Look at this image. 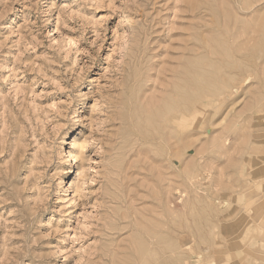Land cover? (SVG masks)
I'll return each instance as SVG.
<instances>
[{"label": "rangeland", "instance_id": "1", "mask_svg": "<svg viewBox=\"0 0 264 264\" xmlns=\"http://www.w3.org/2000/svg\"><path fill=\"white\" fill-rule=\"evenodd\" d=\"M0 264H264V0H0Z\"/></svg>", "mask_w": 264, "mask_h": 264}, {"label": "bare ground", "instance_id": "2", "mask_svg": "<svg viewBox=\"0 0 264 264\" xmlns=\"http://www.w3.org/2000/svg\"><path fill=\"white\" fill-rule=\"evenodd\" d=\"M170 118L172 119V117H170ZM174 119H175V117H174ZM176 119H177V118H176ZM176 119H175V120H176ZM172 120H173V119H172ZM175 124H177V123H175ZM172 127H173V126H172Z\"/></svg>", "mask_w": 264, "mask_h": 264}]
</instances>
